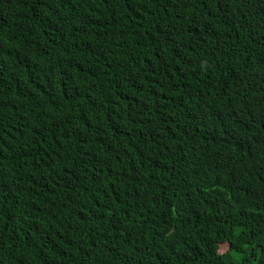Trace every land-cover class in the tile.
<instances>
[{
	"label": "trees",
	"instance_id": "obj_1",
	"mask_svg": "<svg viewBox=\"0 0 264 264\" xmlns=\"http://www.w3.org/2000/svg\"><path fill=\"white\" fill-rule=\"evenodd\" d=\"M0 264H264V0H0Z\"/></svg>",
	"mask_w": 264,
	"mask_h": 264
},
{
	"label": "rangeland",
	"instance_id": "obj_2",
	"mask_svg": "<svg viewBox=\"0 0 264 264\" xmlns=\"http://www.w3.org/2000/svg\"><path fill=\"white\" fill-rule=\"evenodd\" d=\"M226 248H227V245H226V244H222L220 250H221V251H225Z\"/></svg>",
	"mask_w": 264,
	"mask_h": 264
}]
</instances>
